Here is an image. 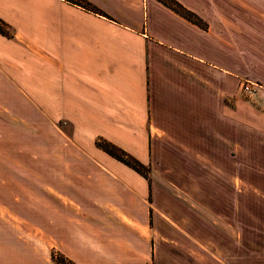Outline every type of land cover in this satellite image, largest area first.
Here are the masks:
<instances>
[{
    "label": "crops",
    "instance_id": "crops-1",
    "mask_svg": "<svg viewBox=\"0 0 264 264\" xmlns=\"http://www.w3.org/2000/svg\"><path fill=\"white\" fill-rule=\"evenodd\" d=\"M82 1L0 0V264H210L208 213L164 189L240 171L244 92L264 125V0H174L205 28L156 0ZM220 217L239 264L240 217Z\"/></svg>",
    "mask_w": 264,
    "mask_h": 264
},
{
    "label": "rangeland",
    "instance_id": "rangeland-1",
    "mask_svg": "<svg viewBox=\"0 0 264 264\" xmlns=\"http://www.w3.org/2000/svg\"><path fill=\"white\" fill-rule=\"evenodd\" d=\"M249 104V94L244 92L241 104V156L239 162L237 159L234 161L239 164L240 171L230 172L233 160L229 159V162L226 158V172L220 174L221 178L224 177L225 187L216 188L210 182L207 189H164L176 199L177 205H183L184 211L208 213L210 264H215L218 260L232 264L231 243L228 242L230 245L225 248L224 254L217 252L221 234L216 232L215 226L223 215L227 227L226 223H232L233 214L240 217L239 264H264V125L257 123L258 118L255 119L254 114L250 113ZM254 108L259 112L260 108L255 104ZM208 175L210 179L217 178V174ZM224 238L227 242L230 237L226 235Z\"/></svg>",
    "mask_w": 264,
    "mask_h": 264
},
{
    "label": "trees",
    "instance_id": "trees-1",
    "mask_svg": "<svg viewBox=\"0 0 264 264\" xmlns=\"http://www.w3.org/2000/svg\"><path fill=\"white\" fill-rule=\"evenodd\" d=\"M76 6H79L81 8H90L86 3H84L82 0H66ZM166 8H169L171 11L174 13L178 14L185 20L189 21L190 23L196 25L197 27L200 28H205V25L201 22L199 18H197L194 14L191 12L185 10L180 4H178L174 0H156ZM97 14H100L99 12L96 11ZM0 34L2 35H7L6 32V25L0 21ZM95 145L100 148L102 151L119 161L120 163L130 167L137 173L144 175L145 171L144 168L141 164H139L137 161H135L133 158L129 157L126 155L124 152L121 150L115 148L111 144H108L103 141H96Z\"/></svg>",
    "mask_w": 264,
    "mask_h": 264
}]
</instances>
